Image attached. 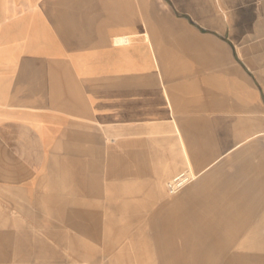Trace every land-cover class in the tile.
I'll return each mask as SVG.
<instances>
[{"label": "crops", "instance_id": "1", "mask_svg": "<svg viewBox=\"0 0 264 264\" xmlns=\"http://www.w3.org/2000/svg\"><path fill=\"white\" fill-rule=\"evenodd\" d=\"M248 154L230 246L264 232V0L0 5L1 208L153 190L179 175L192 179L180 188L191 208L217 200L203 198L208 185L233 196L224 171ZM146 191L129 199H160Z\"/></svg>", "mask_w": 264, "mask_h": 264}, {"label": "rangeland", "instance_id": "2", "mask_svg": "<svg viewBox=\"0 0 264 264\" xmlns=\"http://www.w3.org/2000/svg\"><path fill=\"white\" fill-rule=\"evenodd\" d=\"M5 1L22 0H0L1 7ZM253 156L240 155V169L230 162L232 170L224 171L233 177L221 181L235 184L231 193L238 195H221L222 185H208L203 198L217 200L191 201V208L190 201L180 197L182 190L168 188L172 179L153 190L138 188L136 194L112 188L104 196L88 195L89 200L63 195L64 200L57 201L47 194L15 209L0 206V264H35L37 254L39 264H264V232L251 238L239 234L230 246L231 203H238L240 210L246 206L247 175L253 173L245 168L252 166ZM141 190H156L160 199H129L142 197ZM94 227L105 244L87 233Z\"/></svg>", "mask_w": 264, "mask_h": 264}, {"label": "built area", "instance_id": "3", "mask_svg": "<svg viewBox=\"0 0 264 264\" xmlns=\"http://www.w3.org/2000/svg\"><path fill=\"white\" fill-rule=\"evenodd\" d=\"M188 181L189 179L187 177H185L184 175H179L171 181V184L168 185V188L171 191L174 190L177 191L178 189L183 187L186 183H188Z\"/></svg>", "mask_w": 264, "mask_h": 264}]
</instances>
